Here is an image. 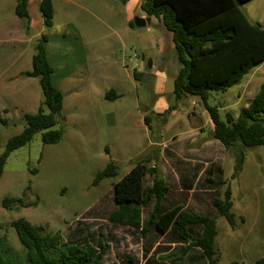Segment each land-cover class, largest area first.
Listing matches in <instances>:
<instances>
[{
	"label": "rangeland",
	"instance_id": "1",
	"mask_svg": "<svg viewBox=\"0 0 264 264\" xmlns=\"http://www.w3.org/2000/svg\"><path fill=\"white\" fill-rule=\"evenodd\" d=\"M75 2L84 7L66 5L65 0H54V26H43L41 32L17 16V0H0V73L10 66H14L11 71L18 67L32 68V58L42 33L49 37L48 55L52 59L53 67L60 72L62 68L71 69L75 66L76 64H72L76 53L75 45L82 39L72 28L62 35L61 28L65 29L63 26L67 21L72 22L75 28L82 32L88 54L95 55L100 62L107 64L113 59L119 62L111 70H107L105 65L96 66L99 71L95 73L94 78L99 90L91 94L86 83L83 98L87 103L96 106L91 112L67 120L61 119L53 127L63 131L60 142L44 144L42 132H38L31 142L11 154L6 165V176L0 183V238L3 244L9 247L10 261L22 264L25 260V249L12 222L24 218L34 225L45 226L54 234H60L63 240H76L82 233L92 237L91 239L94 238L95 242L102 238L109 244L102 264H140L143 258L142 235L126 226L115 225L109 220L110 212L116 207L113 200L114 184L131 166L138 163L141 156L139 152L149 139L157 135L165 139L185 137L183 132L190 128V120L183 111L187 108L193 109L192 101L200 99L191 95L187 100L179 101L176 116L164 115V123L158 124L154 121L151 124L152 129L138 126L135 123L139 115L137 107H140V111L145 107L151 109L155 100L149 81L134 76V70L142 61L144 74L150 72L149 62L157 53L150 43V26L133 27L131 36L127 37L125 29L129 26L125 23L124 13L117 9L111 13L106 9L107 5L114 6V3L117 7H124L120 0ZM242 10L251 20L264 24V0H251L242 6ZM18 19L21 22H18ZM9 28H20L22 33H25L27 42L13 45L1 41ZM140 33L146 34L147 40L142 41ZM153 34L155 36V32ZM23 50L25 55L19 63L14 64L15 57L2 56V53L7 51L13 53ZM79 52L81 55L82 51ZM135 52L140 53L142 61L135 60ZM123 63L128 64L127 67H124ZM112 78L122 80L120 79L119 84L117 79L114 81ZM36 80V88L40 89L42 102V87L39 78ZM263 83L264 63L253 68L239 84L225 91H212L209 103L220 107L223 118L226 113L237 117ZM111 87L121 95L117 100H106L103 95L99 96L106 92V88ZM173 89V76L170 75L166 95L171 104L177 102ZM197 106L204 112L203 119H210V114L201 100ZM68 107L69 102L63 116L70 113ZM116 111L118 115L114 121L113 117L110 118V113ZM124 111H127V117H124ZM23 115L20 108L14 107L9 113H2L8 123H0V140L17 135L24 129ZM207 134L208 131H205L204 135ZM241 152L245 156L242 170L233 178ZM223 158V175L232 190L233 211L238 224L233 228L223 216L216 213L219 229L216 239L218 264H231L234 261L239 264H256L257 260L264 256V146L230 147ZM112 160L118 166V174L106 177L95 185L97 173L105 169ZM5 197L22 198L25 202L38 201V204L8 210L2 204ZM197 203L192 202V207L211 212L208 201ZM143 212L146 215V209Z\"/></svg>",
	"mask_w": 264,
	"mask_h": 264
},
{
	"label": "trees",
	"instance_id": "2",
	"mask_svg": "<svg viewBox=\"0 0 264 264\" xmlns=\"http://www.w3.org/2000/svg\"><path fill=\"white\" fill-rule=\"evenodd\" d=\"M120 1L127 3L129 0ZM245 1L141 0V9L147 16L161 19L173 33L175 52L182 65L174 81L175 98L180 100L189 95L200 97L214 123L215 139L226 148L264 146V83L237 117L226 113L223 118L220 107L209 103L212 91H225L239 84L253 68L264 63V25L249 19L242 10ZM40 10L45 26L51 27L54 16L52 0H42ZM15 11L29 25V1L18 0ZM130 26L136 27L134 20L130 21ZM48 39L47 34H41L32 58V69L24 73L39 78L43 100L37 112L23 115L24 129L6 142L0 155V179L11 154L31 142L36 133L42 132L44 144H56L63 137L62 130L53 128L64 119V93L52 81L54 68L47 56ZM134 76L140 79L136 70ZM107 98L112 97L107 93ZM0 123H8L1 110ZM244 158L241 152L233 178L242 170ZM148 172L155 177L151 187L145 188L143 179ZM117 174V164L110 161L105 169L97 173L94 184ZM220 183L227 187L223 195L217 193L213 197L212 204L236 228L238 221L233 211L231 187L226 179H221ZM168 191L169 187L156 168L138 162L114 184L116 208L109 214V220L114 224L141 228L144 234L149 227L154 226L159 234L166 233L172 227L182 239L192 236L191 227L202 225V232L193 236L190 244L183 247L181 252L185 254L191 248L198 247L208 264H218L216 219L184 209L182 205L164 209L162 199ZM153 199H156V204L147 224L143 226L142 209ZM2 204L4 208L13 210L37 205L38 201L25 202L22 198L5 197ZM12 226L25 249L22 264H102L109 248L102 238L95 242L94 238L84 233L76 240H63L60 234H54L45 226L34 225L24 218L13 221ZM8 252L9 247L0 238V264H16L10 261ZM256 264H264V256Z\"/></svg>",
	"mask_w": 264,
	"mask_h": 264
},
{
	"label": "crops",
	"instance_id": "3",
	"mask_svg": "<svg viewBox=\"0 0 264 264\" xmlns=\"http://www.w3.org/2000/svg\"><path fill=\"white\" fill-rule=\"evenodd\" d=\"M28 1L30 13L29 26H35L39 29V31L42 32L43 26H45L44 17L40 10V2L42 0ZM65 1L67 3L66 5L69 6L84 7L78 2H75V0ZM249 1L251 0L245 1L242 6ZM123 4L124 7H117L115 3L114 6L107 5L106 9L111 13H114L116 9L117 11L124 13L125 23L129 26L125 29V34L127 37H130L132 34L131 30L133 27L130 26V21H132L134 17L139 16L150 18V21L146 26L149 25V29L152 30V40L150 39V43H152V45L156 48L157 53L154 55L152 60H150L151 66H149V68L151 71L145 75L142 66L143 61L140 60V53L135 52V60L142 61L140 62V66L135 70L139 73V78L149 81L150 87L153 91V94L155 95V100L151 109L145 107L143 111H140V107H137L139 115L136 118L135 123H137V125L140 127H149L152 129L151 124L154 121L158 122V124L164 123L166 119L163 117L164 115L168 114L170 117L176 116L177 110L179 109L178 102L183 99H188V96H186L180 100L176 99L177 102L171 104L168 101V97L166 95L169 76L172 75L173 81H175V78L182 65L179 62L175 52L173 33L165 27L163 21L154 16L148 17L147 14L141 9V0H129L127 3ZM52 5L54 16L53 25L51 27L54 26V17L56 13L54 0H52ZM251 21L259 22L254 20ZM18 22L21 21L19 20ZM63 27L65 29L62 30L61 28L62 35H64L63 33L66 31H69V28H72L78 32L80 38L82 39L80 43H76L75 45L76 53H74V57L72 58V64H76L75 66H72L71 69L62 68L60 72L53 67L54 72L52 73V81L64 93L63 111L66 109L67 102H69L68 108L70 113H67V115L64 116V118L67 120L68 118H73L79 114L91 112L92 108L96 106V104L87 103V101L83 99L86 92V83L91 94L93 91L96 92L99 90L94 78L95 73L99 71L96 66L100 65L101 67L105 65V67L108 68L107 70H111L116 67L119 62L117 59H113V61L109 62L108 64L104 61L100 62L98 57L87 53L88 51L85 50L86 43L83 41V34L81 31H79V29L75 28V25L72 22L67 21ZM111 28L115 30V28ZM154 32L155 36L153 34ZM139 37L142 41L147 40L148 38V36L144 33H140ZM1 41L16 45L20 43L25 44L27 39L25 33H22L20 28L16 30L9 28L6 30V35L1 39ZM47 44V56L49 62L52 65V59L48 55ZM144 47L146 48L147 46ZM78 50L82 51L81 55ZM7 52L2 53V56L4 58L10 56L15 57L16 60H14V64L19 63L20 59L25 55L24 50L13 53ZM77 52H79V54H77ZM127 65L128 64L123 63L124 67H127ZM13 67L10 66L0 73V110L2 113H9L10 109L14 107L20 108L23 111V114L37 112L41 104L40 89L36 88V79L38 77L26 76L24 74L26 71H29L32 68L18 67L14 69V71H11ZM56 78L58 79L57 82L55 81ZM116 79L112 78L114 81ZM120 79H117L119 84ZM107 93L110 97H112L111 99L107 98ZM102 95L106 100L114 101L121 96L115 91V88L113 87L110 89L106 88V92L104 94L101 93L99 96ZM114 95H117V97ZM196 97L201 100L200 97ZM200 100L192 101L193 109L189 110V108H187V110L183 111L184 114L188 115L190 120L188 125L190 128L186 132H183L185 137H173L165 139L162 136L157 135L153 139H149L141 149V152H139L141 156L138 162H145L148 167L156 168L160 176L164 178L167 186L169 187V191L162 199V206L164 209L171 208L176 205H182L184 209L201 215L213 217L212 215L215 214L213 218L216 219V213H219L214 208L212 200L217 193L223 195L226 189L225 187H227V185H221L220 183L221 179H225L223 175V156L227 148L219 140L215 139L213 135L214 123L211 120V117L210 119H203L204 112L197 106L200 104ZM236 103L238 102L236 101ZM248 105L249 104H247L246 107ZM126 112L127 111L123 112V114L125 113L124 117H127ZM110 115H112L110 118L113 117L114 121L117 119V111L116 113H110ZM195 120L197 121L196 123L193 122ZM205 131H208L207 135H204ZM8 139L9 138L0 140V155L3 153ZM6 165L4 168V173L0 179V183L6 176ZM132 167L133 166L130 167L129 171ZM154 177V174L150 172L144 176L143 183L145 188L151 187ZM202 193H206V197ZM207 201L211 206V212H204L199 207L194 208L191 205L192 202L203 203ZM155 204L156 199H153L149 205L142 209L143 226L147 224L148 216L152 212ZM144 209H146V215L143 212ZM126 227L131 228L135 230V232L142 235L143 241L141 245L143 258L140 264H208L207 260L203 258L202 250L198 247L191 248L185 254L181 252L183 247H187L190 244L193 236H196L202 232V225L190 228L192 236L189 239L180 238L178 233L172 227L169 228V230L164 234H159L154 226L149 227L145 234L141 231V228H135L132 226Z\"/></svg>",
	"mask_w": 264,
	"mask_h": 264
},
{
	"label": "water",
	"instance_id": "4",
	"mask_svg": "<svg viewBox=\"0 0 264 264\" xmlns=\"http://www.w3.org/2000/svg\"><path fill=\"white\" fill-rule=\"evenodd\" d=\"M149 21L150 18H144L139 16H136L134 19L136 27H145ZM149 65L151 66V61L149 62Z\"/></svg>",
	"mask_w": 264,
	"mask_h": 264
}]
</instances>
